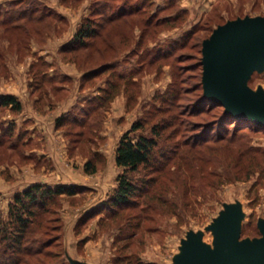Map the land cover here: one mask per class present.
I'll use <instances>...</instances> for the list:
<instances>
[{"label": "rangeland", "instance_id": "374dc122", "mask_svg": "<svg viewBox=\"0 0 264 264\" xmlns=\"http://www.w3.org/2000/svg\"><path fill=\"white\" fill-rule=\"evenodd\" d=\"M94 1L0 0V93L22 102L20 111L0 107V217L10 220L15 194L30 185L80 188L55 196L34 217L31 239L49 244L21 264H180L192 241L214 248V227L232 212L239 241L262 236L264 152L242 155L239 142L227 144L233 123L217 119L225 109L200 101L203 41L230 19L264 15V0H132L140 13L105 27L94 45L65 50ZM29 3L45 16L32 18ZM109 59L116 64L83 80ZM44 72L55 79H42ZM120 74L108 100L80 110ZM248 85L264 95V68ZM140 118L134 139L151 135L154 125L167 127L155 164L131 173L140 186L135 203L114 210L111 195L124 172L116 149ZM11 124L13 132L4 133ZM240 131L244 146L264 151V129ZM254 156L261 167L236 179ZM88 160L96 171L86 170Z\"/></svg>", "mask_w": 264, "mask_h": 264}, {"label": "trees", "instance_id": "16d2710c", "mask_svg": "<svg viewBox=\"0 0 264 264\" xmlns=\"http://www.w3.org/2000/svg\"><path fill=\"white\" fill-rule=\"evenodd\" d=\"M111 0H96L91 5L90 14L85 16L77 28L73 38L67 43L68 45L63 47L65 50H77L85 46L94 45L95 39L103 34L105 27L111 25L115 21L127 20L130 15L136 12H141V5L135 6L134 1L125 0L123 4L113 6L110 4ZM43 2V0H39ZM2 5L0 4V7ZM31 6V7H30ZM48 6L46 3L44 5ZM30 13L32 18H43L46 12H42L39 15L32 12L34 4L29 3ZM28 8L22 10V13H27ZM99 12V18H96L95 13ZM20 12L18 16H21ZM57 14V13H56ZM60 16V15H59ZM175 18V17H174ZM153 19V18H151ZM150 17L146 20V23L151 24L152 20ZM169 20L168 18H163ZM173 19V18H171ZM16 25V24H15ZM141 42V40H139ZM90 53V52H89ZM116 64V60L104 61L100 66L90 68L83 74V80L92 77V75L101 72L108 66ZM67 77V76H65ZM124 74L107 79V83L104 86H99V94L89 96L88 106L81 107L80 110H85L86 114L90 112L91 108L97 107L100 103H104L111 96L113 87H115L116 81L123 78ZM42 79L54 80V76H50L47 72H44L41 76ZM84 82V81H83ZM170 90H167L164 98L168 97ZM200 103H205L209 106H220L225 109L224 106L218 102H214L204 93ZM0 107H10L12 110L20 111L22 109V102L16 94L13 93H0ZM83 109V110H82ZM65 115L58 118V123L61 122ZM218 124L232 121L233 131L232 135L228 138L227 144L239 142L238 150L243 155L245 152H250L254 155L261 154L259 148L244 146L246 133L240 131V127H247L248 131H257L264 129L261 124H256L252 121L237 119L230 113L225 111L221 112L217 116ZM144 119L140 118L133 123L131 129L127 131L120 140V143L116 149L115 160L119 166L124 167V172L118 176V185L111 195L109 205L115 210V207H125L133 205L135 203V197L140 195L138 188L140 187L136 182L132 172L138 171L141 166H150L155 164V158L158 155L159 137L162 134V128L167 127L166 124L154 125L152 127V134L148 135L140 132L136 139L133 138L131 133L139 130L144 126ZM13 123V122H12ZM12 124L3 128L4 133H12ZM224 135L219 136V139H223ZM218 139V140H219ZM244 149V151H243ZM254 160L250 161L247 169L238 168L235 178L236 179H247L255 171L256 168L261 167V159L254 156ZM237 165V162H236ZM237 167V166H236ZM89 172L96 171V165L92 160H88L85 166ZM245 170V171H244ZM80 190L76 184H58L55 186L45 185L42 183H36L28 186L21 192L15 194L13 202L10 204L8 222L4 221L0 217V264H21L26 262V257L33 254H42L45 247L49 244L47 240H34L30 237L31 224L33 223L34 217L43 210L47 203L52 200L55 196L67 193L74 194ZM48 243V244H47ZM49 253V252H47Z\"/></svg>", "mask_w": 264, "mask_h": 264}, {"label": "water", "instance_id": "95a60500", "mask_svg": "<svg viewBox=\"0 0 264 264\" xmlns=\"http://www.w3.org/2000/svg\"><path fill=\"white\" fill-rule=\"evenodd\" d=\"M235 42L240 44L232 48ZM202 54L206 96L235 118L264 126V95L248 85L253 72L264 68V15L238 17L218 25L203 41ZM214 229V248L192 241L180 264H264V226L262 236L239 241V223L232 212Z\"/></svg>", "mask_w": 264, "mask_h": 264}]
</instances>
